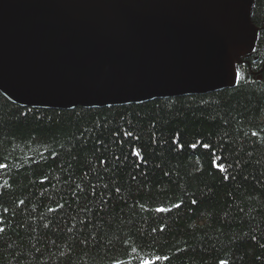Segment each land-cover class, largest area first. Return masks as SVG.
<instances>
[{"label":"trees","instance_id":"16d2710c","mask_svg":"<svg viewBox=\"0 0 264 264\" xmlns=\"http://www.w3.org/2000/svg\"><path fill=\"white\" fill-rule=\"evenodd\" d=\"M253 1L257 42L232 88L69 111L0 95V264H264Z\"/></svg>","mask_w":264,"mask_h":264},{"label":"water","instance_id":"95a60500","mask_svg":"<svg viewBox=\"0 0 264 264\" xmlns=\"http://www.w3.org/2000/svg\"><path fill=\"white\" fill-rule=\"evenodd\" d=\"M253 0H0V95L69 111L232 88Z\"/></svg>","mask_w":264,"mask_h":264},{"label":"snow or ice","instance_id":"6c2138e0","mask_svg":"<svg viewBox=\"0 0 264 264\" xmlns=\"http://www.w3.org/2000/svg\"><path fill=\"white\" fill-rule=\"evenodd\" d=\"M196 146H197L196 144H193V145H192L193 148H195ZM204 147H208V145H204ZM160 210H162V209H158V211H160ZM142 264H152V262L149 261V260H144V261L142 262ZM221 264H226V262L221 261Z\"/></svg>","mask_w":264,"mask_h":264},{"label":"bare ground","instance_id":"6f19581e","mask_svg":"<svg viewBox=\"0 0 264 264\" xmlns=\"http://www.w3.org/2000/svg\"><path fill=\"white\" fill-rule=\"evenodd\" d=\"M249 54H251V53H249ZM249 54H247V55H249ZM244 56H246V55H244Z\"/></svg>","mask_w":264,"mask_h":264}]
</instances>
